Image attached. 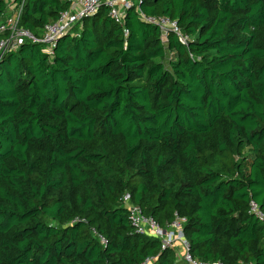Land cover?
Segmentation results:
<instances>
[{
  "label": "trees",
  "instance_id": "1",
  "mask_svg": "<svg viewBox=\"0 0 264 264\" xmlns=\"http://www.w3.org/2000/svg\"><path fill=\"white\" fill-rule=\"evenodd\" d=\"M19 1L38 37L72 2ZM44 46L0 60V264H179L126 193L163 228L185 217L193 257L264 264V0H141L123 24L104 4Z\"/></svg>",
  "mask_w": 264,
  "mask_h": 264
},
{
  "label": "built area",
  "instance_id": "2",
  "mask_svg": "<svg viewBox=\"0 0 264 264\" xmlns=\"http://www.w3.org/2000/svg\"><path fill=\"white\" fill-rule=\"evenodd\" d=\"M4 1L6 2L7 9L4 13L0 14V33H5V35L0 38V60L5 53L16 50L19 45L26 40L35 43H43L45 44L43 50L49 54L53 53L61 36L69 34L72 28L78 24L84 16L94 15L104 4L109 6L110 15L123 24L128 9L141 0H72L68 10L61 12L57 20L45 26L44 33L41 37L36 36L29 29L20 25L19 21L23 11V2L19 0ZM138 13L144 21L159 26L162 32L161 37L164 42H167L170 32H176L183 44L187 45L189 43V35L182 32L176 20H172L164 15H147L139 8ZM128 33V29H125L126 36ZM123 201L130 210L129 219L136 232L142 234L148 233L160 238L162 240V249L174 248L176 252H181V258L188 262V264H226L222 261H204L192 256L189 241L184 235L185 217H181L177 214L175 220L170 223L167 228H163L154 217L145 215L139 205L131 203L129 193L123 196ZM249 213L264 224V210L254 199H251L249 202ZM101 239L103 243H106L104 237H101ZM151 262L152 258H147L141 264H151ZM238 264L254 263L240 262Z\"/></svg>",
  "mask_w": 264,
  "mask_h": 264
},
{
  "label": "rangeland",
  "instance_id": "3",
  "mask_svg": "<svg viewBox=\"0 0 264 264\" xmlns=\"http://www.w3.org/2000/svg\"><path fill=\"white\" fill-rule=\"evenodd\" d=\"M176 258L179 264H188L183 258H181V252H176Z\"/></svg>",
  "mask_w": 264,
  "mask_h": 264
}]
</instances>
